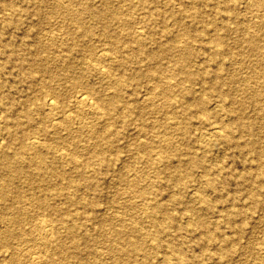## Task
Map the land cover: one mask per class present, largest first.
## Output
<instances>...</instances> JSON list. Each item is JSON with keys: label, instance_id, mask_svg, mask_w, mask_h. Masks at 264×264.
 I'll return each mask as SVG.
<instances>
[{"label": "bare ground", "instance_id": "6f19581e", "mask_svg": "<svg viewBox=\"0 0 264 264\" xmlns=\"http://www.w3.org/2000/svg\"><path fill=\"white\" fill-rule=\"evenodd\" d=\"M75 1L79 3L76 4ZM100 1L101 6H96L92 0H54L51 3V12L59 18L57 26L64 30L60 37L61 41L58 38H52L50 41L40 44L37 47L38 51L42 53L39 60L28 61L25 55L19 58L18 67L26 72L24 75L27 79L37 80L36 85L40 87V91L45 93V99L38 105L34 103V99H36L34 96L31 94L27 96L22 102V113L18 118L32 120L34 115L38 114L40 123L49 121L51 128L39 125L33 134H29L27 130L21 128L20 122L10 123L9 116L5 115V111L9 107H5L2 103L3 94L0 93V106L3 107L0 109V123H4L6 127L4 133L0 132V173L7 172L9 175L23 177L26 181H39L42 185L45 179H50L53 176L59 179L65 178L66 171L56 167L55 158L71 161L74 168L79 167V163L77 164L78 150L88 149L90 146V144L81 142L79 129L82 128L80 125L89 115L105 120L101 126L96 124L88 126L91 137L97 141H105L103 145L95 142L96 145H99L92 153L95 163L110 169L116 168L117 155L106 156L103 151L105 148L111 147L115 141L114 137L119 131L115 129V126L127 124L132 113L139 116L134 125L137 136H145V130L148 127H153L156 135L161 136V139H153V141H156L159 155L164 159V162L159 165L157 160L152 157L153 143L148 138L138 137L137 142L131 146L132 156L146 154L145 167L156 171L155 178L150 181V184L153 185L151 189L147 187L148 182L146 183L141 178L140 169L136 166L131 167L135 170L131 176L123 173L117 175V180L128 188L127 199L129 202L126 206L142 213L141 220L134 221H127L121 216L95 217L94 212L89 211L85 206L94 205L96 200L89 199L87 195L65 193L67 201L65 206L67 207L49 201L47 194L42 193L40 188L39 192L32 191L30 194L22 195L16 186H12L10 179L6 180L0 175V197H13V201L6 206L7 213L3 218V228L0 225V246L6 247L2 251L3 258L8 257L7 264H18V262L40 264L54 259L66 263L70 260L69 257H76L81 253L79 251L80 239L92 244L102 242L109 255L114 260L120 261V264H129L134 258L149 264H160L159 261L163 262L162 264H204V260H200V258L193 261L187 260L181 248L173 242L172 237H175L179 230L186 228L192 231L193 229L198 230L203 248L209 241L217 243L212 254L219 259L218 264H228L227 259L232 258L236 253L233 243L239 237L241 227L235 230L233 236L217 234L213 228L220 225L219 220L216 218L210 222L199 213L198 209L209 211L213 210L214 206L205 197L203 189L188 183V177H191L194 169L199 167L200 177L205 185L213 187L215 178L212 174L215 168L202 160L206 155L205 151H202V147L201 150H197L192 146L185 149L183 156H178L175 159V164L170 165L169 150L174 142L169 135V130L176 129L180 134H186L194 108L200 114V122H206V132L202 135L206 138L207 143L212 139H220L225 142L234 140V137L228 132L233 127H238L245 136L244 143H238V145H243L258 157H264V144L254 134L255 120L242 118L245 117L244 106L247 102H252L253 110L260 118L259 126H264V105L260 104V100L264 97V0L243 1L245 7L253 9V16L256 18L254 20L245 18L246 22L243 23L246 26L236 38L241 47L236 51L229 50L226 40L227 32L232 27L230 24L233 22V16L227 13L226 19L228 20L218 24L213 18L206 20L197 10L196 5L200 1H205L206 5H211L218 11L222 8L232 11L237 0L221 2L219 0H177L180 15L173 18L177 28L171 32V38L156 49H147L145 41L147 35L140 26H137L132 32L128 30L131 24L136 22L129 17L131 8L145 9L144 18L151 23L154 6L143 0H123V3L118 6H114L111 0ZM10 9L16 10L14 4H10ZM85 12L90 14L89 20L82 16ZM186 16L189 17V21L185 19ZM229 20L232 22L230 23ZM88 21L99 23V26L94 27L88 24L90 23ZM113 23H117L120 27L118 31L111 28ZM67 25H72L76 29L69 31L66 28ZM125 30V35H131L135 40L137 48L134 49L127 44L129 40L122 39L125 38L121 37ZM94 36H97L102 47L80 40L81 37L93 39ZM58 42L66 45L64 46L67 49L66 52L61 53L62 51L54 49V45ZM197 42L200 43L202 50L207 51L205 60L216 63L214 69L208 70L207 67L193 69L191 67L190 60L194 54L191 46ZM178 46L181 48L180 51L175 50ZM74 48L79 54V60L76 62L70 53ZM128 48L131 51H126ZM111 49L117 51L122 49L123 52L126 51L128 54L132 52L135 55L141 51V55L143 54L147 59L155 60V63L145 72L154 85L141 103L125 98L126 83L128 78L130 79L134 75L124 77L122 74L114 75L111 72L112 68L123 65L121 61L115 64ZM161 57L168 59L165 62ZM224 57L229 60L230 65L243 64L248 58H252L251 64L248 66L249 70L243 77L229 73V70H224ZM56 62L60 68L58 77L51 69V65ZM76 68L78 71H75ZM91 68L95 70L99 80L97 83L82 82L81 77L85 76L84 74H87V70ZM38 74L42 76H37ZM207 76L212 78L206 81ZM224 77L235 82L238 89L247 92L244 97L230 95L231 99L228 104H237L235 109L237 115L230 119L224 118L221 114L220 116L210 115L213 113L210 111V104L218 111L225 109L226 100L221 97V81ZM196 85H198L199 92L196 90ZM65 89L69 91H63ZM207 89H210L218 99L210 102L205 93ZM9 103L13 105L12 102ZM72 106H77L79 110L73 113ZM42 108H44L43 111ZM119 110L124 114L116 115L115 113ZM156 113H164L167 117L166 121L159 125L154 122L148 126L144 122L146 116ZM77 114L80 116L79 122L75 128H70V125L76 122ZM82 117L83 119H81ZM63 129H65V133L61 134V139H57L53 144L45 143L53 137V134ZM4 134L8 137L7 139ZM206 135L208 136L206 137ZM51 145L55 147L56 154L50 152L53 148ZM80 164L85 166L89 163L84 161ZM160 168L163 169L162 172L170 185L176 189L169 195L167 201L158 196L160 186H162V181L158 177L161 172ZM263 170L264 163L260 162L256 174ZM244 176L249 180L247 186L250 190L252 203L258 204L260 201L258 194L260 193L255 190V187L260 182L255 178L251 179L252 172L248 171ZM46 188L55 194L64 192L61 187L55 185L43 187L44 190H47ZM182 190L195 194L201 206L194 208L195 199L184 198ZM135 197H138V201ZM176 203L183 205L186 211L184 213L189 217L186 225L178 222L177 210L171 206H175ZM75 204L77 206L73 209L69 208L70 205ZM78 205L83 206L84 210H80ZM34 212H37L36 216H40L39 223H41L35 230L42 238V246L49 247L44 252L36 249L24 251L7 241L9 235L14 236L16 233L22 235L20 238L22 241L31 237L29 229L21 223L27 216H32ZM54 213L66 215L52 222L51 214ZM234 213V210L221 213L223 223H229ZM86 220H94L93 223L99 231L97 235L91 236L86 229L80 231ZM144 223H147L149 227H145ZM58 224L65 227L64 235L61 234ZM160 252H162L161 258L158 257ZM90 254L94 257L98 255L95 246L88 251V255ZM250 258L257 264H264V250L252 254ZM73 263L82 264L77 260Z\"/></svg>", "mask_w": 264, "mask_h": 264}, {"label": "rangeland", "instance_id": "374dc122", "mask_svg": "<svg viewBox=\"0 0 264 264\" xmlns=\"http://www.w3.org/2000/svg\"><path fill=\"white\" fill-rule=\"evenodd\" d=\"M54 0H0V93L2 95V103L5 107H9L5 111V115L9 116L11 122H20L22 129L27 130L29 134H33L35 129L39 125H45L50 127L49 121H43L40 123V118L38 114L34 115L32 120H26L25 118H18L21 115L22 102L30 94L34 96V103L38 105L43 103L45 99V93L40 91V87L36 85V81H30L25 77L23 72L17 65L18 60L21 56H26L28 61L39 60L40 55L42 54L38 51L37 47L40 44L50 41L52 38H58L63 35L61 28L57 26L59 18L56 17L52 12L51 3ZM114 6H118L123 3V0H111ZM147 4L154 6L153 11L154 15L152 22L149 23L145 20L144 16L146 15V10L139 7H133L129 10V17L133 19L134 24L128 28L129 31H134L137 26H140L141 29L146 33V46L147 49H156L160 44H164L169 38H171V32L177 28V24L174 21V17L180 15L178 9L177 0H143ZM220 2L223 0H219ZM244 0H237L233 10L228 8H222L220 11L216 10L211 5H206L205 1H200L196 8L200 11V14L208 20L213 18L216 23L222 24L224 21H227V13L233 16L232 20H229L232 26L231 29L227 32V43L229 50L236 51L239 49L240 43L237 41V37L242 33L243 28L246 26L243 22L245 18L248 20H254V11L251 7H245L243 2ZM76 4L79 3L75 1ZM96 6L101 4L100 0H92ZM10 4H14L15 11L10 9ZM101 6V5H100ZM82 16L89 20L90 14L83 13ZM187 21L189 17L186 16ZM244 19V21H243ZM205 20V21H206ZM214 21V22H215ZM90 22V21H88ZM203 22V21H202ZM250 22V21H249ZM94 27H98L99 23L90 22ZM210 24V23H208ZM234 25V26H233ZM234 27V28H233ZM69 31L74 30V26L67 25L66 27ZM113 30L118 31L117 23L111 24ZM170 32V33H169ZM122 39L129 40V44L134 49L137 48V43L132 39L131 35H125L126 30L122 33ZM80 40L85 42H90L102 47L101 43L98 41L97 36H94L93 39L87 37H81ZM180 44V43H179ZM66 45L61 44V42L54 45V49L62 51L64 53L67 51L65 49ZM123 47V46H122ZM121 47V48H122ZM193 49V57L190 60L191 67L193 69H199L201 67H207L208 70H212L216 67L214 61H206L205 57L207 51L201 49L200 43H196L191 46ZM109 48V47H107ZM111 48V47H110ZM123 49V48H122ZM111 49V55L115 64L122 62V67H115L111 69V72L114 75L122 74V76L127 77L134 75L132 78H128L126 83L124 95L125 98L136 100L137 103H141L142 99L148 94L150 88L154 85L153 81L145 75L146 70L155 63V60H149L144 55H141V51L136 55L134 53L128 54L131 51L128 48L123 52ZM175 50H181L178 46ZM71 57L74 62L78 61V52L74 48L70 51ZM239 57V56H238ZM162 59V57H161ZM168 58H163L165 62ZM160 60V59H158ZM225 69L229 70V73H233L238 77H243L249 70V65L251 64L248 58L243 64H232L230 65L229 60L224 57ZM21 61V59H20ZM95 64V61H94ZM102 64V63H101ZM100 64V65H101ZM94 67V66H93ZM51 69L56 73L58 77V71L60 70L58 63L51 65ZM75 71H78L76 68ZM81 77V81L85 83H97L99 78L96 75L94 69L87 70V74ZM37 76H42L38 74ZM212 77L207 76L206 81H209ZM198 85H196V90ZM63 91H69L65 89ZM198 91V90H197ZM199 92V91H198ZM205 93L208 96V100L212 102L214 99H218L216 95L212 94L210 89H207ZM244 97L247 95V92H243L241 89H238L237 84L228 80V78H223L221 81V97L225 101V109L222 111L216 110L212 104H210V111L213 112L210 115L217 114L220 116L223 115L224 118H234L237 115L236 103L228 104L231 96ZM71 98V97H70ZM9 102H12L13 105H10ZM260 104L264 105V97L260 100ZM2 106V105H1ZM0 106V109L3 107ZM73 113H76L79 108L77 106H72ZM42 111L44 108L41 109ZM193 116L188 124V132L186 134H180L176 129L169 130V135L173 139V144L169 150L170 165L175 164V159L178 156H183L185 149H188L192 146L194 149L205 151L206 155L203 157L204 163L214 166V185L213 187H208L203 182L200 177V168L196 167L194 169L193 175L188 177L189 184H195L200 189H203L205 197L209 200L210 204L214 206L213 210H204L198 209L199 213L203 215L210 222L213 219H218L220 222L219 226H216L214 231L217 234H224L228 236H233L235 230L238 227H241V232L239 237L234 240L233 246L236 250V253L232 258L227 259L228 264H257L253 262L250 258L252 254L258 253V251L264 250V170L263 172L256 174L257 168L260 165V162L264 163V157H258L254 153H251L243 145H238V143L243 144L245 136L239 130L238 127H233L228 133L234 137V140L225 142L220 139H212L207 143L206 138L203 137L205 131L206 122H200V114L193 108ZM42 113V112H41ZM124 114L120 110L115 114ZM243 114L244 119H254L256 122L254 128V134L260 139L261 143L264 144V126H259L260 118L258 117L256 111L253 110L252 102H247L244 106ZM79 114L76 115L75 123L70 125V128H75L79 122ZM138 115L136 113L130 114L129 121L127 124H117L115 129H118V134L114 137L115 141L111 147L105 148L103 154L106 156L114 155L118 157L116 160V168L110 169L107 166L99 165L95 163L92 158V153L96 145L95 142H99L100 145L104 144V140L97 141L94 137H91V133L88 130V126L91 124L103 125L104 118H96L95 116L89 115L82 122L80 127V137L82 143L90 144L88 149L78 150L77 152V164L79 167H73V162L60 159L59 157L55 158L54 164L58 169L65 170V178H55V176L50 179H45L44 183L39 181H26L23 177L9 175L7 172H1L0 175L7 179L11 180L12 186H16L21 194H30L32 191L46 193L49 201L62 206L67 207L65 193H71L75 195H87L89 199H95L96 203L94 205L85 206L89 211L94 212L95 217H101L102 215H111V216H121L127 221L141 220V212L132 208H128V188L124 186L123 183H120L117 180V175L123 173L127 176H131L134 173V169L131 167L136 166L140 169L139 174L143 181H146L147 187L151 189L153 186L150 184L151 179H154L156 171L145 167V157L146 154H139L138 156H132L131 146L135 144L138 140L136 135V130H134V125L138 121ZM83 119V117L81 118ZM167 117L164 113H156L155 115L148 114L145 118V123L148 126H151L154 122L156 124H162L166 121ZM100 123V124H98ZM51 128V127H50ZM149 128V129H148ZM146 128V135L140 136L139 138H148L152 140L153 149L151 151L152 157L157 160L159 165H162L164 159L159 155V149L156 141L153 139H161V136H157L153 130V127ZM6 130L4 123H0V132ZM65 133V129L59 131L56 134H53V137L49 138L45 143L53 144L57 139H61V134ZM5 136V134H4ZM208 135H206L207 137ZM6 137V136H5ZM8 137H6L7 139ZM5 141V140H4ZM9 141V140H8ZM92 143V145H91ZM53 146V145H51ZM69 147V145H66ZM200 146V147H199ZM91 149V150H90ZM55 147L53 146L51 153L56 154L54 151ZM70 151V150H68ZM71 152V151H70ZM59 153V152H58ZM50 154V153H49ZM88 161L89 164L81 165L80 163ZM221 164V165H220ZM26 165V164H25ZM133 165V166H132ZM159 178L162 181V186L158 192L159 198L167 201L166 199L173 192L176 191L173 188L166 176L164 175L163 169L160 168ZM252 172L251 179H256L260 182L258 186L255 187V190L260 193V201L258 204L252 203L250 197V190L248 185L249 180L244 176L247 172ZM168 182V183H167ZM47 185L59 186L63 189V193L55 194L53 191L44 190L43 187ZM68 186V187H65ZM96 186V187H95ZM62 191V190H61ZM184 198L195 199L194 208H198L201 204L198 202L195 194L188 191H183ZM193 194V196H191ZM138 201V197H135ZM134 198V199H135ZM13 201V197L8 198L0 197V225H3V218L5 217L6 206L8 203ZM77 204L70 205L69 208L73 209ZM80 210H84L83 206L78 205ZM177 210L178 213V222L180 224L186 225L189 221V217L183 208L182 204L171 205ZM227 210H234L235 213L231 218L229 223H223V215ZM37 212H34L32 216H27L21 225L25 226L31 232V237H28L26 241L20 240L22 235L16 233L14 236H8V242L13 243L17 247L22 248L24 251L27 250H38L41 252L46 251L49 247L42 246V238L37 234L35 228L41 224L39 223V217L36 216ZM66 214H51L52 222L56 219L59 220L61 216ZM43 218V217H42ZM94 220H86L85 224L81 226L80 231L87 230L91 236L97 235L99 231L96 229V225L93 223ZM145 227H149L147 223H144ZM61 234L64 235V229L61 224H58ZM3 228V227H2ZM238 234V233H237ZM173 242L182 250V253L186 256L187 260L193 261L196 258L204 260V264H218L219 259L216 255L212 254L215 251L216 244L214 241H209L205 248H203V243L199 238L198 230L191 229L179 230ZM79 251L81 252L76 257H69V261L66 263L59 262L58 260H52L43 262L40 264H75L76 260L82 264H120V261L114 260L109 253L105 250V247L102 242H97L96 244L87 243L79 239ZM95 246L98 250L97 256L88 255L90 248ZM6 247L0 246V264H7L9 261L8 257L3 258L2 251ZM163 250V249H161ZM162 252L158 253V257L161 258ZM47 258L46 255H44ZM139 257V256H138ZM158 263L162 264L163 262L159 261ZM18 264H26L21 262ZM129 264H149L146 261L140 262L139 259H133ZM177 264V263H175Z\"/></svg>", "mask_w": 264, "mask_h": 264}]
</instances>
